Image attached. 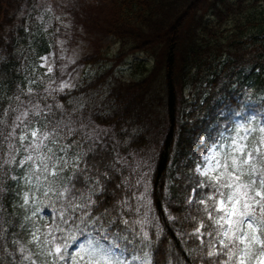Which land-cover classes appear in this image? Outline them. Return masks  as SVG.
<instances>
[{
    "label": "trees",
    "instance_id": "16d2710c",
    "mask_svg": "<svg viewBox=\"0 0 264 264\" xmlns=\"http://www.w3.org/2000/svg\"><path fill=\"white\" fill-rule=\"evenodd\" d=\"M102 1L114 8L110 32L121 42L120 59L126 61L130 53L140 49L155 58L156 65L149 68L148 62L135 60L127 86L114 82L116 78L111 74H97L76 88L60 91L47 80L31 88L25 71L31 60L50 58L57 50V21L38 17L36 0H0V20L4 15L0 21V264H30L25 257L39 251L31 242L32 233L39 230L40 235L52 225L79 230L71 232L77 239L70 244L68 254H74L79 244L93 237L112 246V236L101 239L100 223L111 232L119 230L129 237L128 241H118V256L125 253L129 264H144L146 252L151 264H216L215 259L203 258L222 247L209 245L210 240L215 244V237L193 235L200 220L206 225L203 231H211L207 227L211 221L203 211L211 201L209 205L200 203L208 199L210 192L191 191L197 181L205 179L196 173L194 162H201L202 154L222 137L227 143L234 130L256 129L248 137L250 144H257L259 128L264 126V31L251 41L236 36L244 30L240 23L232 36L218 32L216 25L221 27L231 11L229 0ZM255 1L251 13L257 18L255 5L259 1ZM204 8L214 13L216 22L204 20L199 14ZM96 61L97 57L87 59L88 63ZM156 68H161L162 77L153 86L149 80ZM103 76L106 81H102ZM183 87L191 90V98L181 96ZM34 105H39L42 116L50 122L47 129L35 115ZM22 111L29 113L25 118V122L31 121L29 127L50 131L56 122L63 121L75 130L76 139L82 140L77 151L88 153L81 168L87 167L88 171L81 175L65 169L55 178L49 173L45 181L35 173L34 166L6 162L23 159L22 141L17 139L22 123L12 135L16 116ZM72 140L61 129L60 144ZM258 147L264 151L262 144ZM72 154L69 149V161ZM117 156L122 158L117 166L123 175L117 173L116 184L108 182L107 188L115 189L125 178L130 186L119 185L123 191L115 195L113 191L93 193L92 199L100 204L87 211L92 219L100 217V223L94 225L86 219L82 223L81 210L72 209L69 201L76 197L74 203H84L80 197L90 189L84 177L94 175L102 157L109 160ZM69 180L74 188L62 196L64 187H73ZM137 180L146 181L151 199V222L145 226L151 248L143 247L139 236L134 244L130 243L132 235L119 223L121 211L130 223L147 211L143 201L139 212H130L118 203L127 196L136 207V197L144 192L143 183L136 184ZM69 213L74 224L63 223ZM113 218L117 219V228L109 227ZM134 226L139 232V225ZM133 256L140 259L134 260ZM32 260L37 261V257ZM49 260L41 255L37 264Z\"/></svg>",
    "mask_w": 264,
    "mask_h": 264
},
{
    "label": "snow or ice",
    "instance_id": "6c2138e0",
    "mask_svg": "<svg viewBox=\"0 0 264 264\" xmlns=\"http://www.w3.org/2000/svg\"><path fill=\"white\" fill-rule=\"evenodd\" d=\"M48 71L51 72L52 69L49 68ZM67 87H72V85L67 82L61 83L60 91ZM29 91L31 92V89ZM33 111L37 117L44 121L45 129H47L50 122L42 116L39 105H34ZM28 115L27 111H22L20 115L16 116L17 123L13 125L12 133V135H16L15 130L21 127L22 123V130L17 139L28 141V143L20 145L23 150V159L20 161L12 159L6 162L19 163L21 166L25 164L34 166L35 173L42 176L45 181L48 180L49 173L55 178L58 174L63 173L65 169L74 170L81 175L88 171L87 167L81 168V163H86L85 158L88 153L77 151L82 140L76 139L78 133L75 130L69 128L63 121L56 122L50 131L42 130L39 127H29L31 121L25 122ZM61 129L64 130L65 137H73L71 143L60 144ZM255 131L254 128L234 130L232 137L227 138V143L224 142L226 138L222 137L221 140L211 145V154L203 156V162L206 166L194 162L195 171L205 179L197 181L196 186L191 191L195 193L198 190H209L210 196L208 199L201 200L200 203L209 205V201H211L210 206L203 209L205 215L211 221V224L207 226L211 228V231H203L206 225L203 220H200L195 224L193 235L215 237V244L210 240L209 245L212 247L220 245L222 247L207 252L203 258L215 259L216 264H264V151H261L258 147V145L264 144V126L259 128L260 138L257 144L253 145L249 143L248 133H255ZM241 132L244 133L243 136H241ZM87 139L92 140V137L87 136ZM46 141L53 144L56 151L48 147ZM92 143L95 144L96 141L92 140ZM12 147L9 144V148ZM217 148L220 150L216 151ZM69 149L73 150L71 161L68 159ZM105 151H107L106 148ZM57 152L62 153V155H57ZM92 152L97 154L95 148H92ZM120 162H122V158L118 156L109 160H104L102 157L101 163L95 167L94 175L84 177L85 181L90 184L88 194L80 197L85 202L81 204L74 203L76 197L69 201L72 209L81 210L82 223L85 222V219L94 225L100 223V217L92 219L91 214L87 211L94 204L99 207L100 202L92 199L93 193L98 192L103 195L107 191H113L115 195L117 192L123 191L119 185L115 189L107 188L108 182L116 184L117 173L123 175L117 166ZM102 168L106 170L101 171ZM109 173H112V175L110 176ZM69 183L73 184L71 180H69ZM142 183L144 192L136 197L137 205L135 208L129 203L127 196L118 203L122 208L127 207L130 212H139L140 202L143 201L147 211L141 219L132 223L127 219H123V212L121 211L119 213V223L125 226L124 231L132 235L133 239L130 243L134 244L136 242L135 237L139 236L140 244L143 247L151 248L148 232L145 231V226L151 222L148 217V213L152 211L151 199L146 181H136V184ZM120 184L130 186L127 178L122 179ZM73 188L74 184L72 188L64 187L61 195L71 193ZM24 199L27 203L29 199L27 193H25ZM189 203H192V201L189 200ZM107 214L108 211L105 210L104 215ZM69 221L75 223L71 213H69L67 219L63 220V223L68 224ZM108 223L110 228L118 227L116 218ZM134 225H139V232H137ZM72 231L79 230H69L61 228L59 225H52L40 235L33 232L31 242L37 246L39 251L29 253L25 259L29 260L30 264H37L39 256L45 255L50 257V260L43 262V264H69V261L71 264H129L126 257L121 259L116 255L119 248L118 241L129 240V237L123 235L121 231L111 232L103 226V223H100L101 239L104 240L107 236H112V246H106L105 243H101L93 237L85 243L79 244L74 254H68L70 244L75 243L77 239L71 234ZM55 233L66 235L57 236ZM19 251L23 253L25 249L21 247ZM33 256L37 257V261L32 260ZM148 256L149 253H144V264H151ZM133 259L138 260L140 257L133 256Z\"/></svg>",
    "mask_w": 264,
    "mask_h": 264
},
{
    "label": "rangeland",
    "instance_id": "374dc122",
    "mask_svg": "<svg viewBox=\"0 0 264 264\" xmlns=\"http://www.w3.org/2000/svg\"><path fill=\"white\" fill-rule=\"evenodd\" d=\"M75 2L76 8L74 6ZM77 7L79 10H77ZM248 9L240 14L241 21L244 20L241 17L242 15H247L246 17L254 20V17L248 14ZM55 11L58 12L57 16L61 15L60 12L67 14L65 16L67 19L58 24L59 49L50 60L41 61L39 59L29 62V66L26 67L25 71H27V84L31 88L46 77H50V81L54 84L61 85V83L67 82L74 87L81 83L85 76L95 74L97 70L100 71L103 68L100 65L95 67L86 66L82 61L85 56L96 54L105 49L114 54L119 47L115 37L107 29L114 19V8L109 2L102 0H72L65 2L60 0ZM75 11H77V17L87 21V26L79 20L75 21L71 15ZM204 17L206 19L210 17L209 11L205 13ZM235 24L234 21L227 22L228 28L225 29L224 33L228 36L233 35L231 34V28H234ZM262 30H264V15L258 17L254 20V23L247 27L244 36L251 37ZM111 63L115 64L117 61L112 59ZM129 67L130 65L126 66V68ZM49 68L52 69L51 72L48 71ZM161 72V68L157 69L150 81L157 84V76L162 77ZM121 73L125 76L129 75L127 70H122ZM115 94L116 91H113L114 96ZM183 95L189 97L190 91L184 88ZM23 143H28V141ZM118 185L121 186L122 184L119 182Z\"/></svg>",
    "mask_w": 264,
    "mask_h": 264
}]
</instances>
